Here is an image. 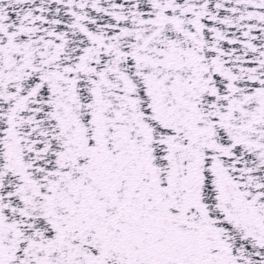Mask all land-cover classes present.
Returning a JSON list of instances; mask_svg holds the SVG:
<instances>
[{
  "label": "snow or ice",
  "instance_id": "6c2138e0",
  "mask_svg": "<svg viewBox=\"0 0 264 264\" xmlns=\"http://www.w3.org/2000/svg\"><path fill=\"white\" fill-rule=\"evenodd\" d=\"M0 264H264V0H0Z\"/></svg>",
  "mask_w": 264,
  "mask_h": 264
}]
</instances>
